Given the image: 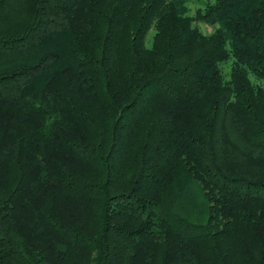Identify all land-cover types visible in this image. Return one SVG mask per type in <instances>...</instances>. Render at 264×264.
<instances>
[{"label":"trees","instance_id":"obj_1","mask_svg":"<svg viewBox=\"0 0 264 264\" xmlns=\"http://www.w3.org/2000/svg\"><path fill=\"white\" fill-rule=\"evenodd\" d=\"M186 12L0 0V264H264V0Z\"/></svg>","mask_w":264,"mask_h":264},{"label":"rangeland","instance_id":"obj_2","mask_svg":"<svg viewBox=\"0 0 264 264\" xmlns=\"http://www.w3.org/2000/svg\"><path fill=\"white\" fill-rule=\"evenodd\" d=\"M215 0H184L186 5V13L194 16L198 10H202L205 5L212 4ZM209 32V30L204 29Z\"/></svg>","mask_w":264,"mask_h":264}]
</instances>
